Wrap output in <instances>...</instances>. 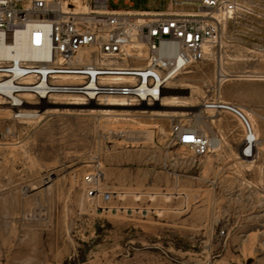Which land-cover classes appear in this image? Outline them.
Here are the masks:
<instances>
[{
  "label": "rangeland",
  "instance_id": "1",
  "mask_svg": "<svg viewBox=\"0 0 264 264\" xmlns=\"http://www.w3.org/2000/svg\"><path fill=\"white\" fill-rule=\"evenodd\" d=\"M131 1L109 6L199 7ZM239 1L222 46L168 84L164 93L184 107L142 112L140 104L110 115L96 105L57 104L69 98L56 96L25 122L0 109V264H264V169L233 152V144L227 151L216 133L222 124L237 142L249 131L238 114L243 124L203 110L208 101L243 100L248 83L264 82L237 77L218 88L220 56L230 73H264V0ZM245 118L257 138L264 121ZM176 123L220 137L221 146L194 154L172 140ZM94 172L99 193L92 196L85 176Z\"/></svg>",
  "mask_w": 264,
  "mask_h": 264
},
{
  "label": "built area",
  "instance_id": "2",
  "mask_svg": "<svg viewBox=\"0 0 264 264\" xmlns=\"http://www.w3.org/2000/svg\"><path fill=\"white\" fill-rule=\"evenodd\" d=\"M109 1L0 0L2 43L21 41L30 50L19 60L0 57V98L14 120L38 119L42 103L56 96L97 104L112 97L131 105L154 103L178 73L222 46L226 24L240 8L239 0H173L198 2L194 11L118 9ZM203 107L238 114L249 131L241 157L255 155L258 139L235 106L215 100ZM171 136L198 156L216 149L212 136L187 124H174ZM99 180L98 172L85 176L88 195L99 193Z\"/></svg>",
  "mask_w": 264,
  "mask_h": 264
},
{
  "label": "bare ground",
  "instance_id": "3",
  "mask_svg": "<svg viewBox=\"0 0 264 264\" xmlns=\"http://www.w3.org/2000/svg\"><path fill=\"white\" fill-rule=\"evenodd\" d=\"M29 54H30V50L21 41H18V42H16V44H14L12 46H9V45H4L2 43V41H1V38H0V57H7V58H10V59H13V60H19V59H21V58H23V57H25V56H27ZM211 54H212V52H211ZM210 57H211V55H210ZM230 57H232V56H230ZM229 59H232V58H229ZM220 62H221L220 63V74H219V76H220V78H219L220 80L219 81L220 82H219L218 88L221 87V85H222V83L224 81H226V80H228L230 78L246 77V78H260V79H264V73L263 74L250 73V71H248V70L240 71V72H237V73H234V74L230 73L226 69L225 62H224V57L220 56ZM175 98H176L175 95H167L166 93H164L162 96H160L158 98V100L156 102H154V103L143 102V103H141V106H146V107L136 108V110L137 109H142V110H140L142 112L152 111V112H158L159 113L160 111H162V112L166 113L169 110H157V109H153V108H150V107H147V106H151V105H154V106H170V105H173V106H176V107H184L185 106L183 104H173L172 101H174ZM58 99H61V97L58 98ZM48 101H49L48 99L45 100L42 103L41 108L47 107L48 104L46 105L45 103H49ZM56 103L57 104H68V105H73V106L74 105H96L99 108L98 110H100V111H102V112H104L106 114H110V115H111V113L112 114H114V113L118 114V112L120 113V112L135 111V110H131L132 108H127V107H131L133 105L127 103L123 99H117V98H113V97L109 98V100L107 102H104V103H101V104H99V103L97 104L95 102L86 103V102L80 101L78 99L77 100H59ZM223 103H227V102L223 101ZM9 107L10 106L8 105L7 101L2 99V98H0V109L1 110L2 109L3 110L7 109L9 111ZM148 108H150V109H148ZM51 111H53V109ZM43 112H44V110H43ZM178 112L179 111H177V110H173L172 113L177 114ZM196 121H197V123L201 122V118L196 119ZM192 128L198 129L196 126H192ZM211 140H212V142H213V144H214V146L216 148L221 146V139L219 140L216 136H212Z\"/></svg>",
  "mask_w": 264,
  "mask_h": 264
},
{
  "label": "crops",
  "instance_id": "4",
  "mask_svg": "<svg viewBox=\"0 0 264 264\" xmlns=\"http://www.w3.org/2000/svg\"><path fill=\"white\" fill-rule=\"evenodd\" d=\"M245 89V98L243 100H238V102L235 103L229 101L227 102L235 106L245 117L252 118L255 123L258 121H264V82L248 83ZM203 110L208 111V109L204 107ZM214 112L218 113L219 115H222V117L225 119L241 121L240 117L231 110L220 109L215 110ZM219 127L217 128L216 133L222 137V140L224 141L223 143L225 144V148L227 149V151H230V149L232 148L231 145L233 144L234 146L231 150L233 152H236L237 155L241 157L240 149L245 140L246 129L244 133H240L237 136V142H233L231 140H233V138L235 139V136H232V133L229 131V129L227 127H222V124H220ZM257 139L258 142L256 145L255 155L251 158H248V161L252 164L253 167L264 169V131H257Z\"/></svg>",
  "mask_w": 264,
  "mask_h": 264
}]
</instances>
